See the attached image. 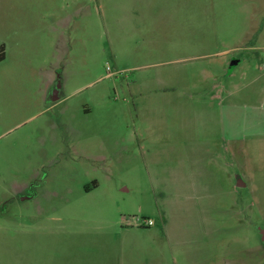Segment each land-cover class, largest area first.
I'll return each instance as SVG.
<instances>
[{
  "label": "rangeland",
  "instance_id": "374dc122",
  "mask_svg": "<svg viewBox=\"0 0 264 264\" xmlns=\"http://www.w3.org/2000/svg\"><path fill=\"white\" fill-rule=\"evenodd\" d=\"M0 45V264H264V0H0Z\"/></svg>",
  "mask_w": 264,
  "mask_h": 264
},
{
  "label": "crops",
  "instance_id": "0c3cea01",
  "mask_svg": "<svg viewBox=\"0 0 264 264\" xmlns=\"http://www.w3.org/2000/svg\"><path fill=\"white\" fill-rule=\"evenodd\" d=\"M0 46H2V45H0ZM4 57H3V55H2V59H3ZM2 59H0V60H2ZM238 62H239V60H238ZM256 81L258 82V84H257V88H258V90H260V92H264V75L263 76H259L257 79H256ZM239 182H241L240 180H239Z\"/></svg>",
  "mask_w": 264,
  "mask_h": 264
},
{
  "label": "built area",
  "instance_id": "2783aa9c",
  "mask_svg": "<svg viewBox=\"0 0 264 264\" xmlns=\"http://www.w3.org/2000/svg\"><path fill=\"white\" fill-rule=\"evenodd\" d=\"M152 223H153V222H152L151 220H143L142 225H144V226H151Z\"/></svg>",
  "mask_w": 264,
  "mask_h": 264
},
{
  "label": "water",
  "instance_id": "95a60500",
  "mask_svg": "<svg viewBox=\"0 0 264 264\" xmlns=\"http://www.w3.org/2000/svg\"><path fill=\"white\" fill-rule=\"evenodd\" d=\"M238 60H233L231 63H230V66H233L235 64H237Z\"/></svg>",
  "mask_w": 264,
  "mask_h": 264
},
{
  "label": "flooded vegetation",
  "instance_id": "af4514ba",
  "mask_svg": "<svg viewBox=\"0 0 264 264\" xmlns=\"http://www.w3.org/2000/svg\"><path fill=\"white\" fill-rule=\"evenodd\" d=\"M2 55V53H0V56ZM57 92V89L55 88V93Z\"/></svg>",
  "mask_w": 264,
  "mask_h": 264
},
{
  "label": "trees",
  "instance_id": "16d2710c",
  "mask_svg": "<svg viewBox=\"0 0 264 264\" xmlns=\"http://www.w3.org/2000/svg\"><path fill=\"white\" fill-rule=\"evenodd\" d=\"M0 59H2V55L0 56Z\"/></svg>",
  "mask_w": 264,
  "mask_h": 264
}]
</instances>
